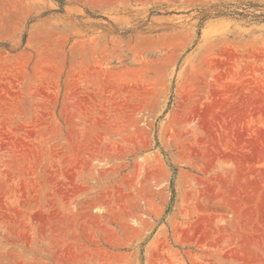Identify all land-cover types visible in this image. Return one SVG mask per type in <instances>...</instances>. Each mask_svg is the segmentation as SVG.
Wrapping results in <instances>:
<instances>
[{"label": "rangeland", "instance_id": "374dc122", "mask_svg": "<svg viewBox=\"0 0 264 264\" xmlns=\"http://www.w3.org/2000/svg\"><path fill=\"white\" fill-rule=\"evenodd\" d=\"M264 0H0V264H264Z\"/></svg>", "mask_w": 264, "mask_h": 264}, {"label": "trees", "instance_id": "16d2710c", "mask_svg": "<svg viewBox=\"0 0 264 264\" xmlns=\"http://www.w3.org/2000/svg\"><path fill=\"white\" fill-rule=\"evenodd\" d=\"M198 14L202 21L213 17H228L247 22L264 23V5L250 1L218 3L199 8Z\"/></svg>", "mask_w": 264, "mask_h": 264}]
</instances>
